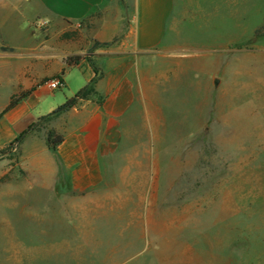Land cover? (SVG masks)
<instances>
[{
    "label": "rangeland",
    "instance_id": "1",
    "mask_svg": "<svg viewBox=\"0 0 264 264\" xmlns=\"http://www.w3.org/2000/svg\"><path fill=\"white\" fill-rule=\"evenodd\" d=\"M195 39L179 63L141 61L155 148L169 154L153 203L74 220L64 174L51 187L58 162L44 154L41 128L30 146L0 149V264H264L263 45Z\"/></svg>",
    "mask_w": 264,
    "mask_h": 264
},
{
    "label": "crops",
    "instance_id": "2",
    "mask_svg": "<svg viewBox=\"0 0 264 264\" xmlns=\"http://www.w3.org/2000/svg\"><path fill=\"white\" fill-rule=\"evenodd\" d=\"M263 25L264 0H0V149L50 115L47 127L63 142L51 151L45 131L39 139L44 154L58 162L50 168L59 173L51 187L65 183L72 218L130 211L125 205L143 212L169 168L162 158L169 154L155 148L153 80L149 63L141 61L179 63L196 36L218 35L222 44L234 45ZM255 43L264 49V36ZM78 55L87 59L66 63ZM55 78L64 87L50 92L43 83ZM84 87L91 90L85 99L53 114ZM158 100L162 105L161 95Z\"/></svg>",
    "mask_w": 264,
    "mask_h": 264
},
{
    "label": "trees",
    "instance_id": "3",
    "mask_svg": "<svg viewBox=\"0 0 264 264\" xmlns=\"http://www.w3.org/2000/svg\"><path fill=\"white\" fill-rule=\"evenodd\" d=\"M261 29L257 30L255 32V35H258L260 33ZM255 41H256V39L254 38L250 41V43H253ZM94 45L95 46H102V47L108 46V44H101L100 45L98 43H95ZM85 59H87V57L79 56V55L78 56H71V57L67 58L66 63L68 65L78 64L80 61L85 60ZM89 63L96 73L97 69L94 67L93 63L91 61H89ZM90 91H91L90 88L84 87L78 93H76L75 96H73L70 99H67L63 105H61L56 111L53 112V114L65 111V110L73 107L78 102V100L85 99L89 95ZM15 102H16L15 100L11 101L10 105L7 107L6 110H8L10 107H12L15 104ZM49 118H50V115H48L46 117H42V118L38 119L37 121L30 123L27 127H25L24 129L21 130V132L18 134V136L15 138V140L13 142H11V144L9 146H7V149L9 151H11L15 147L18 148L23 143L24 139L29 134L33 133L34 131H38L39 129L42 128V129H45V146L47 147L48 150L55 151L56 148L63 142V137L56 130L49 129L47 127Z\"/></svg>",
    "mask_w": 264,
    "mask_h": 264
},
{
    "label": "built area",
    "instance_id": "4",
    "mask_svg": "<svg viewBox=\"0 0 264 264\" xmlns=\"http://www.w3.org/2000/svg\"><path fill=\"white\" fill-rule=\"evenodd\" d=\"M43 84L50 92L58 91L64 87V83L59 78L47 80Z\"/></svg>",
    "mask_w": 264,
    "mask_h": 264
},
{
    "label": "water",
    "instance_id": "5",
    "mask_svg": "<svg viewBox=\"0 0 264 264\" xmlns=\"http://www.w3.org/2000/svg\"><path fill=\"white\" fill-rule=\"evenodd\" d=\"M217 84H218V79H214V80H213V85H214V87H216Z\"/></svg>",
    "mask_w": 264,
    "mask_h": 264
}]
</instances>
